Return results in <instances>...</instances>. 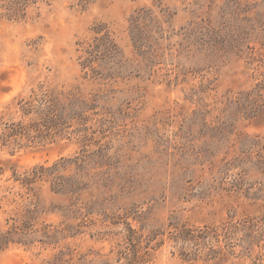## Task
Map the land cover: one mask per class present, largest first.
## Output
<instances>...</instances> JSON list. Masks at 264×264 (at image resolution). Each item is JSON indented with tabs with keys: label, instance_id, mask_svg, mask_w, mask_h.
Here are the masks:
<instances>
[{
	"label": "rangeland",
	"instance_id": "374dc122",
	"mask_svg": "<svg viewBox=\"0 0 264 264\" xmlns=\"http://www.w3.org/2000/svg\"><path fill=\"white\" fill-rule=\"evenodd\" d=\"M0 264H264V0H0Z\"/></svg>",
	"mask_w": 264,
	"mask_h": 264
}]
</instances>
